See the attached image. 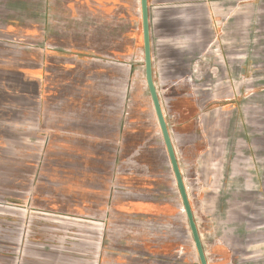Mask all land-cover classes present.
<instances>
[{
	"label": "crops",
	"instance_id": "1",
	"mask_svg": "<svg viewBox=\"0 0 264 264\" xmlns=\"http://www.w3.org/2000/svg\"><path fill=\"white\" fill-rule=\"evenodd\" d=\"M147 7L153 81L206 262L264 264V116L244 96L264 87V0ZM0 40L15 50L0 70L20 77L15 101H0V129L34 142L9 156L62 158L48 171L80 174L85 209L109 224L111 264H200L146 85L140 0H40L26 14L22 0H0ZM164 93L213 103L174 117ZM39 200L0 207L54 221V196L48 212Z\"/></svg>",
	"mask_w": 264,
	"mask_h": 264
},
{
	"label": "rangeland",
	"instance_id": "2",
	"mask_svg": "<svg viewBox=\"0 0 264 264\" xmlns=\"http://www.w3.org/2000/svg\"><path fill=\"white\" fill-rule=\"evenodd\" d=\"M22 1L24 14L27 8L40 3V0ZM29 42L30 40L22 42L24 65L30 64L32 50L25 44ZM4 44V40H0V54L13 58L15 50ZM33 56L38 57V64L42 63L40 53H34ZM5 64L8 66L9 62L0 61V65ZM16 86H20L19 75L0 70L1 102L15 101L13 91ZM29 86L32 84L23 83L25 90H30ZM244 96L246 104L250 105L247 113L263 117L264 87L256 93L249 92ZM162 97L170 106V114L179 118L195 115L198 104L202 106L204 103H213V94L207 93H164ZM5 117L11 119L12 115L5 114ZM0 133L7 137V140H1L3 147L0 148L7 151H4L7 156L1 152L0 157V204L6 200L23 204L26 200L29 202L32 196H38L39 206L42 208L39 211L48 212L45 200L49 192L54 196L55 205L51 207L56 214L52 221V217L46 214L31 216L29 210L24 209L25 206H16L22 210L0 207V264H111L112 255L107 250L115 244L111 243L108 236L109 224L105 221L102 229V226L95 222V212L86 210L83 203V194L86 191L82 186L87 182L80 181L79 173L48 171L47 165L62 163V158H51V162H48L45 156H9L14 154L15 149L17 154L18 150L22 153L28 152L34 142L25 141V138L23 141H15L12 126L2 127ZM20 159L22 165L19 164ZM34 160L39 161V170L26 164V161L28 163ZM48 182H53L54 186L52 183L48 185ZM49 212L53 213L52 210ZM5 215L12 219H1Z\"/></svg>",
	"mask_w": 264,
	"mask_h": 264
},
{
	"label": "water",
	"instance_id": "3",
	"mask_svg": "<svg viewBox=\"0 0 264 264\" xmlns=\"http://www.w3.org/2000/svg\"><path fill=\"white\" fill-rule=\"evenodd\" d=\"M141 9V22H142V36H143V55H144V68H145V80L150 94L154 112L158 121L160 132L163 138V142L167 151L168 159L170 162L171 170L177 185L178 193L181 199L182 207L187 218L188 226L194 241V246L200 261V264H207L204 252L201 246L200 238L198 236L197 228L193 219L192 210L189 204L188 196L186 193L185 185L182 175L180 173L176 156L174 153L173 145L170 139L168 128L164 119V115L161 109V105L158 99V95L155 89L153 76H152V64H151V50L149 40V27H148V7L147 0H140Z\"/></svg>",
	"mask_w": 264,
	"mask_h": 264
}]
</instances>
